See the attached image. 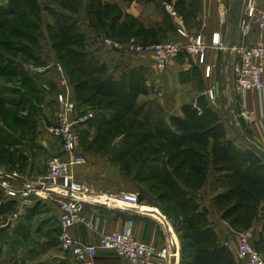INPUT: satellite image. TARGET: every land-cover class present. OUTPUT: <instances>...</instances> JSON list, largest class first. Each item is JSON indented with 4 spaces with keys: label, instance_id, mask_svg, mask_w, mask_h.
I'll return each mask as SVG.
<instances>
[{
    "label": "rangeland",
    "instance_id": "1",
    "mask_svg": "<svg viewBox=\"0 0 264 264\" xmlns=\"http://www.w3.org/2000/svg\"><path fill=\"white\" fill-rule=\"evenodd\" d=\"M166 1L173 2V0ZM5 2L6 0H0V4ZM188 3L189 1L186 0H176L174 4H171L173 6L171 13L165 14L164 25L159 31L153 30L151 35L154 40L148 44L180 39L179 32L173 24L175 21L178 23L176 15L178 19H183L188 27L190 26L188 31L192 33L199 31L201 22L198 15L187 16ZM91 4L93 3L89 2L88 6L92 7ZM22 8L31 14L29 18L16 14L0 18V169L35 179L46 173L50 158L46 152L41 151L44 148L38 131H43L55 122L53 117L43 114L42 107L56 109L53 98L58 90L60 79L56 65L62 64L69 79L75 84L77 81L82 82L84 76L76 69V66L67 62V52L81 50L86 52L88 58L94 55L93 51L85 47L84 37L77 28L74 14L80 12L78 0H37L33 4H24ZM95 8L99 14H107L106 17L117 13L110 7L98 5ZM59 22L63 25L61 30H64V33L62 36L54 37L57 32L55 24ZM138 28L139 26H135L133 32H136ZM140 28L143 31L139 38L141 40L131 39L128 42L144 44L142 37L146 32L142 27ZM78 33L79 37H77ZM124 38L129 39L130 36ZM63 56L64 58H61ZM193 56L185 53L177 57L183 62L193 63ZM4 65L7 67L5 70L2 67ZM45 65H50L47 71L50 74L44 72L41 75L37 67ZM189 70L191 72L182 71L180 76L174 77V80L169 79L164 84L163 100L168 99L172 112H177L180 103L192 101L197 94L206 90L199 68L190 67ZM82 88L77 89V92L81 94L80 99L86 100L85 91ZM145 100L146 98H140V103L144 104ZM91 104L94 109L109 111L112 116L119 115L117 106L108 99L94 97L91 99ZM145 104L149 105V102ZM158 107L151 108L155 114L161 111ZM144 110L147 113L150 107L146 106ZM36 114L42 116L36 117ZM143 117L127 116L121 123H116L114 127L120 126V129L115 137L108 139L111 144L107 151L101 152L99 148L92 145L93 137L98 132L97 124L95 128L84 130L80 141L83 148L92 154L108 155L113 161L123 158L115 165L134 181L136 189L149 190L152 196L157 198L160 194H165L163 192L168 194V190L157 181V178L170 153L163 151L158 140L144 135L150 128L144 125ZM35 122L37 131L34 127ZM142 139L145 140L144 144L137 147L128 146L134 142H141ZM181 160L178 158L177 162ZM191 173L189 163L177 175L179 183L188 181L194 186L200 185L202 180L192 178ZM158 202L162 206H167L166 213L173 219L179 203H183V214L187 216L194 217L203 213L198 208L192 192L184 191L183 194L176 196L175 201L163 198ZM7 205L8 200L0 191V264H21V262L23 264H58L59 259L55 257V253L60 250L57 228L55 222L50 224V220L46 219L50 217L48 207L40 204L31 211L29 208H22L18 203L11 204L9 207ZM255 209L258 212L257 206H251L246 213L252 215ZM194 218L198 220L197 217ZM239 218L240 216L238 220L236 217L230 219L236 223L238 231L250 228V224H246L247 217L241 215ZM200 223L198 228L206 224L204 219ZM182 242L185 243L186 240L182 238ZM255 244L258 251L264 255V233L258 236ZM31 255L33 256L30 257ZM232 258L233 264H241L234 255ZM29 259L32 260L31 263L28 262Z\"/></svg>",
    "mask_w": 264,
    "mask_h": 264
},
{
    "label": "crops",
    "instance_id": "2",
    "mask_svg": "<svg viewBox=\"0 0 264 264\" xmlns=\"http://www.w3.org/2000/svg\"><path fill=\"white\" fill-rule=\"evenodd\" d=\"M175 1L176 0H173V2L170 3V1L166 0H78L80 12L74 14L77 28L84 37L83 43L87 49L93 51L95 59L107 64L111 74L116 79H119L126 71H142L146 78L148 94L140 98H146L144 104L145 102H149V105L145 104L148 107L155 109V106H159L158 108L161 111H158V113L161 117L166 119H169L173 114H180V107L185 102L180 103L177 112H172L169 108L168 99L163 100V95L165 94L164 84L168 82L169 79L174 80V77L180 76V72L182 71L187 70L191 72V70H189L190 67H198L201 71L206 85V90L203 93H205L209 100L215 105L209 97V92L210 90H215L217 81L216 67L219 49L214 46V38L217 33H221L224 38H226L232 31L234 23L238 24L236 44L233 50L234 59L238 57L245 48L259 43L264 44V30L255 27L248 35H243L240 31L239 20L242 6L236 11L235 19H230L236 0H231L229 7L226 4V0H199V11L197 14L201 22L199 31L197 33L188 31L190 26L188 27L182 19L184 27L191 35L201 34L205 40L203 54L193 56V63L183 62L181 58L175 57L169 61L168 68L162 72L158 69L156 58L152 53L128 54L104 45L102 41L103 38H112L115 41L120 40L118 42L122 43L128 42L131 39L140 41L141 39L139 38L142 36L138 33L141 29L140 27H142L144 31L148 29H157L159 31L164 25L165 14H170L166 5L172 6L171 4H174ZM186 1L190 2V0ZM89 2L93 3L95 7L98 5L106 8L110 7L117 13L106 17L108 16L107 14L101 15L98 12H88L87 8ZM259 6H264V0H261ZM177 21L178 23L176 21L173 22L175 29H178L179 25H181L179 23L180 19L177 18ZM135 26H139V28L136 32H133ZM195 30H198V28H195ZM126 36H130V38H124ZM143 38L144 36L142 39ZM225 51L226 50H223V53ZM222 64L224 66L222 69V84L226 85L223 99H225L227 103L224 108L215 106L221 110L224 120L233 133L236 132L235 128H238L242 134L245 133L248 139L254 141L264 150V96L256 90L250 89L246 91L243 96L235 94L233 98V62L231 65L227 64L225 62V56L222 55ZM190 72H188L189 75ZM46 73L50 74V72ZM71 83L73 95L79 103V112L77 114L83 115L90 110H97L96 112L99 113L97 117L90 119L84 126V130L95 128V122L98 118L109 120L114 117L109 111L98 108L94 109L91 101L78 99L76 85L72 81ZM195 92L197 93V91ZM199 94L196 95L195 99ZM156 99L158 100L157 102ZM54 101L53 104L56 106V109L52 110L50 107L46 108L44 106L42 107V112L45 116L53 117L55 121L58 106ZM237 102L241 104L242 114L238 112L236 106ZM226 108L229 110V116L225 113ZM39 116L42 115L39 114ZM242 116L246 120V125H243L241 122ZM38 136L44 148L41 149V151L46 152L47 156L51 157L52 155L62 153L59 140L49 132L48 126L43 129V131H38ZM79 147L81 152L87 156V162L76 167L75 173L88 187L94 189L96 193L106 195L142 193L144 200L140 205L142 208L141 210H136L130 206L110 207L106 205H87L83 210L87 217V223L69 228L68 234L81 242L99 244L102 238L108 233L128 230L138 239L149 242L156 246L157 249H161L171 236L175 239L178 249V256H176L177 264H190V261L184 259L189 248L185 247L184 242H182V232L178 230L176 217H174V219L170 217L166 213L167 206H162V204L158 202L164 198V194H160L156 198L152 196V192L149 190L136 189L134 181L130 180L128 175L115 165L116 162H121L123 158L113 161L108 155L92 154L83 148L81 141ZM180 157L182 156L175 155V152H173L167 160V168L173 178H177V175L191 163L187 158L182 157L184 160L182 159L181 161H184V166H179L177 159ZM191 176H193L192 178H200L202 180L201 184L194 186L192 183L190 184L186 181L180 183V185L186 192L194 193L196 204L203 212L200 213V215L194 216L198 218L196 221L201 224L200 221L204 219L206 222L204 226L211 225L217 232L221 244L227 245L232 255L239 261L237 246L241 231L236 229V224L232 223V220L222 217L215 204L214 198L222 191V188L219 187L216 182L218 174L215 172L211 157L208 159V165L205 171L201 173L192 172ZM27 177L32 179L29 176ZM40 204L48 207L50 217L46 219L48 221L50 220L49 223H56L57 241L60 249L55 253V257L59 259L58 264H80L70 252L63 249L59 241L61 227L59 224L60 210L58 204L52 201L40 202ZM249 224L250 228H254L256 232V242L258 236L264 233V218L262 211L258 209V212H256L254 217L250 220ZM32 256L33 255L30 257ZM31 261L32 260L29 259L28 262L31 263ZM96 264L133 263L127 258L119 256L111 251L102 250L99 253Z\"/></svg>",
    "mask_w": 264,
    "mask_h": 264
},
{
    "label": "trees",
    "instance_id": "3",
    "mask_svg": "<svg viewBox=\"0 0 264 264\" xmlns=\"http://www.w3.org/2000/svg\"><path fill=\"white\" fill-rule=\"evenodd\" d=\"M36 2L37 0H6L5 3L0 4V18L15 14L29 18L31 14L23 10L22 6ZM91 5L93 6H88L87 11L96 12L94 4ZM198 11L199 0H190L187 16L198 14ZM62 27L60 22L55 24L57 32L54 37L63 35ZM153 30L145 31L142 41L144 44L154 40L151 35ZM141 32L143 31L140 30L138 33L141 34ZM79 36L78 33L77 37ZM67 56V62L76 66V69L84 76L82 82L75 83L77 89L84 87L82 88L85 91L84 98L88 101L94 97L108 99L119 110V115H114L109 120L97 119L95 124H97L98 132L93 137L92 145L99 148L101 152L107 151L111 144L108 139L115 137L120 129V126L114 127L116 123H121L127 116H144V125L150 128L144 135L158 140L166 153L172 155L175 152V155L187 158L191 162L192 172L205 171L208 159L211 157L215 172L218 174L216 182L222 188V191L214 198L222 217L226 219L236 217L238 220V217L241 218L242 215L247 217L246 224H249L257 210L255 209L252 215L247 214L246 210L251 206H257L264 218V160L240 140L236 132L230 131L221 110L209 100L205 93H200L196 99L183 103L180 114H173L166 119L159 113L155 114L151 107L145 113L146 105L140 103V97L147 95L148 89L142 71H126L119 79H116L107 64L93 56L88 58L84 51L72 50L67 52ZM2 67L4 70L7 68L5 65ZM80 97L81 94L77 92V98L80 99ZM38 115L36 114V117ZM98 115L99 113L95 117ZM34 127L37 131L36 122ZM83 131L84 129L81 133ZM144 143L145 140L142 139L141 142H134L128 146L137 147ZM182 157L180 158L184 160ZM167 164L168 162H165L162 166L157 181L168 190L164 198L175 201L176 196L183 194L185 190L182 189L178 178H173ZM178 165L184 166V161ZM11 204L16 202L8 200L7 206ZM182 204L177 205L175 217L178 230L182 232V238L186 240L184 246L189 248L184 259L190 261V264H233L231 251L227 245L221 244L214 228L211 225L198 228L199 223L193 216L183 214ZM38 205L40 203L29 209L34 211Z\"/></svg>",
    "mask_w": 264,
    "mask_h": 264
},
{
    "label": "built area",
    "instance_id": "4",
    "mask_svg": "<svg viewBox=\"0 0 264 264\" xmlns=\"http://www.w3.org/2000/svg\"><path fill=\"white\" fill-rule=\"evenodd\" d=\"M260 2L261 0H243L239 20L243 35H248L255 27L264 30V6L260 7ZM166 8L171 13L172 6L166 5ZM179 23L181 25L177 31L180 39L177 41L138 44L105 38L103 43L122 53H152L158 69L164 72L173 58L185 53L201 55L205 49L203 35H191L184 27L182 19ZM214 46L219 50L227 49V43L221 33L215 35ZM49 68L50 65H45L38 67L37 71L44 73ZM56 69L60 74L59 87L54 96L58 108L55 122L48 130L59 140L62 153L52 155L48 159L46 173L35 179L0 169L1 193L7 200H13L26 209L40 202H56L60 210L59 241L63 249L70 252L80 264H96L102 250L125 257L133 264H177L178 249L175 239L171 236L161 249H157L128 230L108 233L99 244L81 242L68 234L69 228L87 223L83 211L87 205L130 206L136 210L142 208L138 193H96L76 175V167L87 162V156L79 147L81 130L96 116L97 110L78 115L79 103L73 95L72 83L62 64H57ZM232 73L236 95L243 96L246 91L254 89L264 96V44L245 48L233 60ZM209 97L214 101L215 90H210ZM255 233L254 228H248L239 235L237 254L242 264H264V255L255 246Z\"/></svg>",
    "mask_w": 264,
    "mask_h": 264
},
{
    "label": "water",
    "instance_id": "5",
    "mask_svg": "<svg viewBox=\"0 0 264 264\" xmlns=\"http://www.w3.org/2000/svg\"><path fill=\"white\" fill-rule=\"evenodd\" d=\"M230 2H231V0H226V4L228 5V7L230 6ZM242 4H243V0H236V4L233 6V10L231 13V18H230L231 20L235 19L236 11L241 8ZM237 33H238V24L234 23L232 31L225 38V41L227 43L226 51L223 53V50H219L218 62H217V67H216L217 68V81H216V85H215L214 103L216 106L221 107V108L226 107V103H227V101L225 99H223V95H224L223 93H224L226 85L222 84V69L224 67L223 66L224 63L222 64V55L225 56V62L227 64L231 65L233 60H234L233 50H234V47L236 44ZM232 97L233 98L235 97V92H233ZM236 106H237L239 114H242L241 104L239 102H237ZM225 113L227 116H229L228 108H226ZM241 122L243 125H246V120L243 116L241 117ZM235 130H236V133L239 136L240 140L244 141L245 144L252 151H254L257 155H259L264 160V150L258 144H256L254 141L248 139L244 134H242V132L238 128H235ZM138 200H139V202H142L144 200L142 193L138 194Z\"/></svg>",
    "mask_w": 264,
    "mask_h": 264
}]
</instances>
